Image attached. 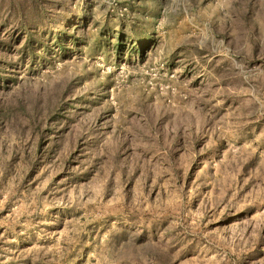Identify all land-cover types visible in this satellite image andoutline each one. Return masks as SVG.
Segmentation results:
<instances>
[{"label":"rangeland","instance_id":"rangeland-1","mask_svg":"<svg viewBox=\"0 0 264 264\" xmlns=\"http://www.w3.org/2000/svg\"><path fill=\"white\" fill-rule=\"evenodd\" d=\"M0 264H264V0H0Z\"/></svg>","mask_w":264,"mask_h":264}]
</instances>
